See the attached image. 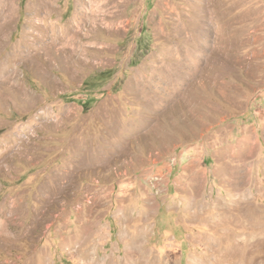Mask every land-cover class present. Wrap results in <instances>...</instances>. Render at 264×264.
Masks as SVG:
<instances>
[{"label": "rangeland", "instance_id": "rangeland-1", "mask_svg": "<svg viewBox=\"0 0 264 264\" xmlns=\"http://www.w3.org/2000/svg\"><path fill=\"white\" fill-rule=\"evenodd\" d=\"M0 264H264V0H0Z\"/></svg>", "mask_w": 264, "mask_h": 264}, {"label": "bare ground", "instance_id": "bare-ground-1", "mask_svg": "<svg viewBox=\"0 0 264 264\" xmlns=\"http://www.w3.org/2000/svg\"><path fill=\"white\" fill-rule=\"evenodd\" d=\"M244 167H245V164H242ZM243 167V168H244ZM235 176H248V174L245 172V171H243V170H241V171H238L236 174H235ZM248 181V180H247ZM245 182V179H244V177H241L240 179H239V181L236 183V185H237V188H242L243 186H244V183ZM246 186V185H245ZM239 196V195H238ZM233 199V198H232ZM231 201H233V200H231ZM249 202H250V200L248 199V197H246L245 195H244V197H243V199H240V201L238 202L239 204H241V205H245V209H246V211H250L249 210ZM236 205L235 207H232L231 209H233L234 211H236L237 213L236 214H238V215H242V217L243 216H246V217H248V215L247 214H244L245 213V210L240 206V205ZM245 249V248H244ZM227 261V260H226ZM229 262V261H228Z\"/></svg>", "mask_w": 264, "mask_h": 264}]
</instances>
